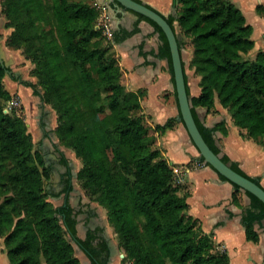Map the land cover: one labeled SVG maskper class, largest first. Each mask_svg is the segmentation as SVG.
Returning a JSON list of instances; mask_svg holds the SVG:
<instances>
[{"label":"trees","instance_id":"1","mask_svg":"<svg viewBox=\"0 0 264 264\" xmlns=\"http://www.w3.org/2000/svg\"><path fill=\"white\" fill-rule=\"evenodd\" d=\"M175 1L180 3L176 18H165L174 31L173 20H177L192 47L189 66L199 77L198 95L189 96L185 71L184 78L199 131L223 161L260 184L221 152L214 131L226 133L222 124L203 125L195 107L211 109L217 99L234 125L264 145V49L254 50L252 26L231 0ZM1 10L6 27L11 28L5 44L21 48L33 64L31 74L42 99L55 111L54 132L80 159L76 178L89 200L105 210L123 252L121 260L229 264L225 250L216 249L211 235L187 213L188 191L178 192L172 165L154 145L153 132L172 128L176 119L149 126L140 103L145 89L128 92L120 81L112 46L137 32V22L130 29H113L109 38L97 26L101 11L94 0H1ZM132 12L158 31L155 54L166 58L174 82L165 34L153 20ZM7 69L0 61V237L8 258L5 264H82L67 233L76 224L67 197L72 177L68 160L60 156L63 186L49 193L45 181L51 167L34 150L24 118L14 109L5 111L15 94L4 85ZM198 162H204L202 156ZM232 184V201L239 204V187ZM61 193L64 203L55 207L49 198ZM245 193L250 203L241 222L246 238L256 241L254 224L264 228V203ZM74 241L91 264H107L109 247L99 231H88Z\"/></svg>","mask_w":264,"mask_h":264},{"label":"crops","instance_id":"2","mask_svg":"<svg viewBox=\"0 0 264 264\" xmlns=\"http://www.w3.org/2000/svg\"><path fill=\"white\" fill-rule=\"evenodd\" d=\"M94 1L101 11L98 22L104 14L111 19L113 29L119 26L130 29L137 22L139 28L137 32L112 46L121 69L120 81L128 92H135L139 88L145 89L140 103L145 121L149 126L162 124L170 117L176 119L172 128L166 129L163 133H153L156 136L155 146L172 165L173 171L177 170L183 175L181 181H174L179 186V193L183 190L188 191L187 213L198 220L204 232L211 235L216 249L225 250L229 257V264H264L263 226L259 223L254 224L258 239L252 241L246 238L245 228L241 222V216L250 203L248 195L239 188L236 191L239 204H235L232 201V193L235 191L233 184L221 178L210 165L198 162L199 151L184 124L179 120V108L168 62L166 58L155 54L160 43L158 31L147 19L139 18L134 12L116 3L113 4L110 0ZM140 1L150 5L165 17L176 18L179 12L180 3L175 0ZM231 1L242 12L246 22L252 26L251 37L254 41V50L264 49V0ZM112 9H118L116 12L119 18L118 27L115 26ZM173 24L187 78L189 96H196L200 91L199 77L189 75L185 69V61H189L192 47L187 37L181 32L176 19L173 20ZM0 57L1 62L14 60L13 57L7 58L4 46L1 48ZM16 78L21 84L22 81ZM17 86L11 84L13 89ZM195 114L207 127L222 124L226 133H223L221 129L214 131L215 140L221 152L236 161L247 175L258 178L260 185L264 188V145L253 137L245 135V129L234 125L229 112L219 104L217 99L211 109L195 107ZM81 195L69 198L71 205L78 212L75 226L67 232L74 244L75 253L82 264H91L89 257L75 243L74 238H84L88 231L96 230L113 247L107 264H122L121 249L103 208L96 202H91L84 194ZM60 198L57 197V199ZM61 201L63 204V196ZM7 262L3 240L0 237V263Z\"/></svg>","mask_w":264,"mask_h":264},{"label":"rangeland","instance_id":"3","mask_svg":"<svg viewBox=\"0 0 264 264\" xmlns=\"http://www.w3.org/2000/svg\"><path fill=\"white\" fill-rule=\"evenodd\" d=\"M5 23L6 19L1 10L0 0V55L1 48L4 46L5 55L8 56L7 58L13 57L14 59L11 62H5L9 67V72H6V75L4 76V85L6 88L12 91L14 90L13 93L15 94L12 97H16L19 104L14 106L13 109L17 114L21 115L24 118L28 129L32 133L34 150H38L39 152H41V154L45 158V165L51 167L50 177L45 181V188L49 193H57L63 186L62 174L64 171V167L60 163L57 153L54 151L56 148L59 150L58 152H60L61 155H64L66 157L71 166L72 177L70 182V196H82L81 194H84V191L80 187L79 182L76 178V173L81 166L80 159L76 157L71 149L61 144L57 136L53 135L54 128L56 126L55 111L49 102H46L44 101V99H42L41 90L39 85L37 84L36 77L31 74V68L33 64L29 59L25 58L22 49L10 48L5 44L6 37L11 29L9 27H6ZM185 62V69L187 70L188 74L195 75L193 68L189 66V61ZM16 77H18L20 81H30L31 84H20V82L16 80ZM11 84L18 86L16 87V89H13L11 87ZM57 196L58 198H61H49V200L55 207H59L62 204V194ZM103 212L105 213L104 209ZM120 252L123 253L122 251ZM120 258H122V255H120ZM128 262L131 261H122V264H128Z\"/></svg>","mask_w":264,"mask_h":264},{"label":"water","instance_id":"4","mask_svg":"<svg viewBox=\"0 0 264 264\" xmlns=\"http://www.w3.org/2000/svg\"><path fill=\"white\" fill-rule=\"evenodd\" d=\"M111 2H117L121 7L125 9H130L137 13H140L149 19L157 23L162 29L166 36L169 50L171 65L173 70L174 79V89L176 92V98L179 108V119L183 121V124L192 140L194 145L199 151L200 156L203 157L204 162L210 165L218 173L222 174L227 180L238 185V187L244 191H248L258 197L264 203V188L258 184L252 178L245 176L232 168L228 163L221 159V154L214 152L208 143L203 138L199 128L195 122L189 96L186 91V83L184 78V70L182 64V58L180 53L179 43L176 34L171 26V24L166 20L159 11L153 7L147 5L140 0H110ZM116 3V4H117ZM118 9H112L113 18L115 20V26H119V18L116 15ZM1 58V57H0ZM1 61V59H0ZM4 66H7L5 62H2ZM9 72V69L6 70ZM56 136L55 132L53 133ZM44 164L45 163V158ZM58 196H52V198H57ZM109 247V255L113 252V247L111 243L107 242ZM81 248V247H79ZM123 256V253H121Z\"/></svg>","mask_w":264,"mask_h":264},{"label":"built area","instance_id":"5","mask_svg":"<svg viewBox=\"0 0 264 264\" xmlns=\"http://www.w3.org/2000/svg\"><path fill=\"white\" fill-rule=\"evenodd\" d=\"M99 7H100V5H99ZM102 8L104 9V6ZM97 26L101 27L103 33L107 37L111 38L112 30H113V24H112V21L108 15L104 14L103 17L100 19V22H98ZM18 104H19L18 99L16 97H12L10 100L7 101L6 106H5V111L13 109L14 106H16ZM174 173H175V176H174L175 181H181L183 179L182 173L178 172L177 170H175ZM128 264H132V263L128 262Z\"/></svg>","mask_w":264,"mask_h":264},{"label":"flooded vegetation","instance_id":"6","mask_svg":"<svg viewBox=\"0 0 264 264\" xmlns=\"http://www.w3.org/2000/svg\"><path fill=\"white\" fill-rule=\"evenodd\" d=\"M54 151L57 153V155H58V159H60L61 153L58 152L59 150L55 148ZM68 163H69V162H68ZM69 166H70V163H69ZM70 168H71V166H70ZM64 171H65V168H64ZM64 171H63V173H64ZM70 173H71V169H70ZM71 174H72V173H71ZM62 179H63V177H62ZM70 182H71V181H70ZM70 187H71V184H70V186H69V192H68V195H67V197H68V202H69V203H70V200H69V198H70ZM61 194H62V196H63V193H61ZM63 203H64V196H63ZM70 205H71V203H70ZM71 206H72V205H71ZM72 207H73V206H72ZM73 211H74L75 215L78 214V212L75 211L74 208H73Z\"/></svg>","mask_w":264,"mask_h":264}]
</instances>
